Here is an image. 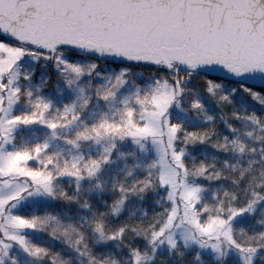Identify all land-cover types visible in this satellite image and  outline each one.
<instances>
[{
    "label": "snow or ice",
    "instance_id": "snow-or-ice-1",
    "mask_svg": "<svg viewBox=\"0 0 264 264\" xmlns=\"http://www.w3.org/2000/svg\"><path fill=\"white\" fill-rule=\"evenodd\" d=\"M70 50L155 69L146 91L137 87L133 96L121 101L118 120L105 115L65 140L76 149L81 142H110L99 158L86 162L83 156L61 162L59 153L49 152V141L31 147L15 144L14 133L20 127L43 125L50 130V139L55 140L62 138L60 130L80 122L90 99L84 98L83 87L78 89L77 100L61 110L37 95L39 88L34 93L19 83L20 62L31 57L55 64L69 88L78 85L86 75L93 74L97 65L69 62L65 56ZM222 73L238 80L248 76L260 79L226 94L220 83ZM127 76L121 71L111 86L97 87L98 99L109 104L116 101L120 89L128 84ZM24 79L31 77L26 75ZM194 79L205 97L221 107L231 105L238 91L264 106V0H0V264H18L10 255L14 247L38 264H70L59 253L33 243L27 233L36 231L63 240L86 257L88 264H120L114 257L95 256L86 232L63 222L58 215L19 213L23 203L40 197L90 210L91 218L84 219L95 243H113L118 248L123 245L128 250L125 264H150L165 244L170 250L193 246L210 249L221 262L235 252L241 264H254L264 253V230L249 233L236 224L264 205V169L258 176L252 175L255 160H250L246 168L231 166L232 172L239 170L238 178H231L237 190L217 189L211 201L205 199L209 188L201 181L230 177L214 163L189 164V145L210 143L217 151L241 157L254 154L256 149L243 142L238 129L227 121L234 138L225 135L222 141H214V124L193 130L172 118L173 109L178 108L202 115L208 122L214 120L207 112L204 97L196 93L188 96V85ZM25 98L32 110L16 113L15 106ZM185 100L187 108L182 107ZM232 116L250 121L264 132V118L255 112H233ZM246 135L251 138L253 132ZM127 140L141 151L145 150V142H150L155 158L144 167L146 175L142 179L132 184H113L111 191L118 195L108 211L92 210L88 200H80L82 185L96 181L95 189L103 191L100 174L112 162L116 141ZM255 140L264 141V135L255 136ZM260 153L264 158V147ZM224 167H229L227 161ZM133 171L130 169L128 176ZM64 179L75 184V194L58 190ZM246 179L241 197L240 185ZM148 192L166 194L161 198L165 202L160 204V211L151 215L145 212L139 221L129 218L110 223L109 217H120L131 197L143 199ZM258 223L264 225V220ZM130 238L142 240L144 245L128 244ZM194 260L203 264L199 254Z\"/></svg>",
    "mask_w": 264,
    "mask_h": 264
},
{
    "label": "trees",
    "instance_id": "trees-1",
    "mask_svg": "<svg viewBox=\"0 0 264 264\" xmlns=\"http://www.w3.org/2000/svg\"><path fill=\"white\" fill-rule=\"evenodd\" d=\"M65 58L72 63L81 65H88L95 63L97 65L96 70L91 76H85L78 85L73 88H69L65 83L64 75L61 70L57 69L55 64L51 62H44L42 60H34L31 57H25L19 65L21 73L19 83L25 90L31 89L36 93V89L40 91L37 95H43L46 99L53 102L56 108L63 109L65 104H71L76 101L75 95L79 93L78 89L83 87L85 89L84 98L89 99L87 108L82 111L80 122L68 129H62L59 132L61 139H55L53 146L50 147V153H59L63 160L71 161L73 157H84L86 162L90 158H99L104 150L108 141H104L101 144H96L93 141L81 142V146L76 151H71V144L65 142L66 139L73 138L78 131L83 130V126L87 124L89 127L98 122L100 119L97 118L100 109H108V117L110 119H119L118 111L123 107L121 101L128 96H133L136 92L137 87L142 91H146L149 85L152 83L153 77L150 75L155 69L148 65H135L129 64L128 62H115L107 59H101L98 56L86 55L79 53L74 50H70L66 53ZM121 71L128 73L127 79L128 84L125 85L117 94L116 101L111 104L105 103L98 99L96 96L97 87L104 86L109 87L114 82L115 77L119 75ZM30 76V80H25L24 76ZM220 83L224 93H231L233 89H239L241 84L248 85L233 79H224L221 77ZM249 86H252L249 84ZM188 87L191 92L188 94L189 98L193 93L199 94L204 97V102L209 115L214 117L212 122H208L202 115L192 112H182L178 108H174L172 112V118L183 122L186 126L193 130L206 129L211 127L213 124L216 127L217 135L213 140H221L223 136L228 135L230 139L234 138V134L228 128L225 121L231 124L233 127L238 129V134L241 140L247 143L250 148H255L254 154L245 155L243 157L234 153H225L217 151L211 147L210 143L207 144H196L188 146V155L186 159L189 164H199L205 162L208 164L214 163L216 167L224 172V175L230 177L221 181H201L209 191L205 193V199L208 201L212 200L213 192L217 189H227L229 191L237 190L236 186L232 184L231 178H238L239 170L237 172L231 171V166L239 164L241 168L249 166L250 160H255L256 163L252 165V175H259L260 170L264 169V158L260 153V148L264 147V141H256L255 136L264 135V132H260L250 121L236 120L233 118V112L239 115H250L255 112L257 115L264 118V106L252 101L243 92H237L233 97V103L231 105H225L223 107L217 105L214 100L207 99L205 97L203 88L194 79L189 83ZM82 103V101H80ZM182 107L187 108V101L182 103ZM31 106L27 103L25 98L15 109L16 113L30 112ZM78 110L79 104H78ZM115 116V118H111ZM102 118V117H101ZM18 130L17 139L15 144L17 147H31L36 144H42L45 141L53 142L50 139L51 132L43 125H34L31 127H21ZM253 132V137H248L247 132ZM109 145V143H108ZM112 162L105 166L104 170L100 174L99 181L104 185V190L100 191L95 189L96 181H85L82 185L81 192L79 193L80 200L83 202L85 199L88 200L92 210L101 212L108 211L109 206L118 195L111 191L113 184L118 182H126L132 184L139 179H142L146 172L144 167L151 162L152 159H148L144 164H141L138 157H136L135 150L130 149L121 144H117V148L112 153ZM229 164L228 168H225V162ZM139 165V167H137ZM133 169V175L128 176V171ZM104 180H109L105 183ZM247 183V179L241 182L240 194L243 197V188ZM92 189L90 192L89 189ZM58 190L67 191L70 194H75V184L69 180L64 179L60 182ZM166 194L163 192H148L144 195L143 199L139 197H131L125 209L123 210L120 217H109V221L112 224H118L122 220L131 218L133 221H139L144 218V213L148 212L149 215L154 212L160 211V204L164 203L161 198ZM47 204L40 202L26 203L24 207L19 209V213L32 216V215H45L51 213L58 215L60 219L65 223H73L77 227H81V230L86 232L88 237V243L93 250V254L98 258L114 257L120 261V264H125V260L128 257V250L121 245L119 248L113 244H96L95 237L91 230L87 227L85 217L91 218L92 212L90 210L82 209L78 204H66L62 201H53ZM160 201V203H157ZM259 220H264V205H261L256 213L251 216L241 218L236 227L243 228L249 233L264 230V225L258 223ZM50 231V229H49ZM28 238L35 244L48 248L53 253H59L61 258L70 261V264H88L86 257H81L77 252L70 248L63 240L53 239L48 232H28ZM128 244L142 246L144 242L139 239H128ZM180 252L184 255L181 256ZM199 254L203 264H241L240 257L237 253L231 252L229 256L224 259L223 262L216 259L215 254L211 252H204L197 248H183L179 250H170L165 244L161 246L154 259L150 261V264H200L195 261L194 257ZM14 255H12L13 257ZM25 260H17L18 264H38L26 253H24ZM39 264H47V261L39 262ZM254 264H264V253L256 258Z\"/></svg>",
    "mask_w": 264,
    "mask_h": 264
},
{
    "label": "rangeland",
    "instance_id": "rangeland-1",
    "mask_svg": "<svg viewBox=\"0 0 264 264\" xmlns=\"http://www.w3.org/2000/svg\"><path fill=\"white\" fill-rule=\"evenodd\" d=\"M79 95H80V93H78V94L75 95L76 99H77V97H78ZM16 108H17V105L15 106V109H16ZM108 114H109L108 109H106V108H105V109H104V108H103V109H100V110H99V115H97V118L101 119V117H103V116H105V115L108 116ZM110 117H111V118H115L114 115H113V116L110 115ZM20 129H22V128L20 127V128L17 129V130L15 131V133H14L15 140L17 139V135H18V132H17V131L20 130ZM55 141H56V140H53V142H50L51 147L53 146V144H54ZM108 143H110V142L108 141L107 144H106V146L104 145V148L107 147V146H109ZM116 143H117V144L124 145V146H126V147H129V148L132 149V150H135L136 157H138V159H139V161H140L141 164H144L145 161H148L149 158H150V159H154V158H155V150L153 149V146L151 145L150 142H145V150H144V151H141V149L139 148V146L136 145L135 143H133L131 140H127V141H116ZM9 147H11V146H9ZM76 150H77V149L74 148V147L71 145V151L74 152V151H76ZM101 151H102V153L104 152V150H101ZM108 181H109V180H104L105 183H108ZM49 200H50V199H46V198H43V197H40V198H34V199L30 198L28 201H26L25 203H23L19 209H21L22 207H24L26 203H32V202H36V203H38V202H40V203H42V204H47V203L50 202ZM178 238H179V237H178ZM193 247H194V248H197L198 250H200L198 247H195V246H193ZM193 247H192V248H193ZM201 251H204V252H211L210 249H209V250H201ZM10 255H11V256L14 255L12 258H14V259H16V260H18V259H19V260H25V258H24V252H23L21 249H19L18 247H14V248L11 250Z\"/></svg>",
    "mask_w": 264,
    "mask_h": 264
},
{
    "label": "water",
    "instance_id": "water-1",
    "mask_svg": "<svg viewBox=\"0 0 264 264\" xmlns=\"http://www.w3.org/2000/svg\"><path fill=\"white\" fill-rule=\"evenodd\" d=\"M74 51H77V52H79V53H84V54H86V55H90V54L85 53V52L80 51V50H74ZM93 56H95V55H93ZM98 57H99V56H98ZM99 58H101V59H107V60H111V61H115V62H126V61H124V60H122V59H118V58H115V57H99ZM221 77L224 78V79H233V80H237V81H240V82H242V83H246V84H250V85H251L252 82H254V81L260 79V77H258V76H248V77H244V78L238 80V79H236V78H234V77L228 75L227 73H222V74H221Z\"/></svg>",
    "mask_w": 264,
    "mask_h": 264
}]
</instances>
